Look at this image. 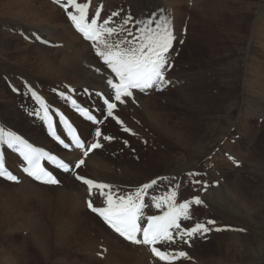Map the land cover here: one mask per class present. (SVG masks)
<instances>
[{"label":"rangeland","instance_id":"rangeland-1","mask_svg":"<svg viewBox=\"0 0 264 264\" xmlns=\"http://www.w3.org/2000/svg\"><path fill=\"white\" fill-rule=\"evenodd\" d=\"M9 1L23 4V12L18 7L2 6ZM27 1L36 6L45 0ZM78 2L89 3L90 17L95 16L97 9L101 19L108 18L112 12H119L120 16L113 18V26L121 24V18L127 15H131L134 21L154 19L162 9L172 19L176 40L170 50L171 67L165 72L167 85L161 91L150 89L135 93L138 100H148L145 108L151 113L153 120L150 118V121L163 124L167 133L157 134L153 125L145 127L143 124L139 128H144V134L135 135L125 132L122 125L104 115L100 119L102 123L89 130V136L96 138L97 127L101 131L102 148L94 158L97 157L96 160L104 165L106 172L95 177L83 168L75 171L86 178L111 183L112 190L119 195L134 192L143 184L157 180L145 197L148 205L144 209L145 216L160 214L151 198L162 197L170 189L177 190L178 203L199 196L204 204L192 206L191 218L181 220V228L190 229L200 223L210 230L194 236L191 246L179 240L175 245H157L161 250H184L191 257L190 260L181 258L176 264H264V0ZM52 3L59 11L63 10V21L71 31L73 27L68 11ZM26 8L23 0H0V128L25 138V133L18 126L20 120L22 127L25 122L36 126L47 138L42 119L33 114L39 109L25 84L27 75L35 79L34 85L40 93H52L63 99L68 77L73 74L78 73L88 79L87 73H92V70L111 76L112 73L88 41L79 35V44L85 42L87 49L80 48L81 51L78 49L77 52L66 48L63 43L66 44L68 35L64 26L56 28L52 25L51 29L49 20V23H43L40 17L34 21ZM41 30L53 32L49 33L51 38L41 35L40 40L31 41ZM42 39H46L48 44L42 43L45 41ZM27 44L35 49L28 48ZM43 50L48 51L45 58L40 56V53H46ZM64 53L69 56L65 60L62 58ZM37 54H40L39 58L50 61L48 72L38 66ZM24 56L26 59L22 60ZM7 66L12 70H6ZM176 78L184 80L185 84L180 85ZM195 79H200L199 83L192 85ZM55 83L62 84L64 88L58 90ZM75 89L85 106L88 99L96 97L97 91L91 86ZM103 136L112 139L105 141ZM1 154H5L6 167L11 170L8 155ZM235 159L247 168L250 186L239 177L232 178L237 170L234 172L231 168L236 163ZM72 180L77 182L75 176ZM1 181L0 264H62V260L63 264H139L133 257L116 251L115 245L111 247L88 219L79 221L73 213L75 205L66 196L52 190L35 191L25 187L24 183L23 187L20 183L5 182L3 185ZM204 184L208 185L206 190L203 189ZM241 185L249 187L251 193L237 190ZM26 188L27 191L24 190ZM94 193V206L104 207L105 197L98 190ZM243 198L250 199V203H245ZM85 210L103 224L87 205ZM60 220L66 222L65 228ZM71 220L74 227L68 223ZM208 220L215 223L210 225ZM232 223L234 226H230ZM217 228L221 230L216 231Z\"/></svg>","mask_w":264,"mask_h":264},{"label":"snow or ice","instance_id":"snow-or-ice-1","mask_svg":"<svg viewBox=\"0 0 264 264\" xmlns=\"http://www.w3.org/2000/svg\"><path fill=\"white\" fill-rule=\"evenodd\" d=\"M54 2L59 3L60 0H54ZM62 6L68 11V19L75 30L85 41L91 44L95 54L101 58L113 74L106 81L113 90V95L109 98H104L100 92H96V95L103 99L107 116L123 126V121L115 115L118 105L125 104L127 102L126 98L132 99L135 103L134 90L142 93L150 89L161 91L168 83L165 72L171 67L170 50L176 40L170 15H165L162 9L159 16L154 19L134 21L131 15H127L121 18V24L113 26L115 25L113 18L119 17V12H112L108 18L101 19L99 9H97L95 16L90 17L88 15L89 3L87 2L80 3L78 0H66V3ZM153 15L155 16V14ZM129 25L133 27H127ZM113 37L118 38L113 39ZM41 42L48 44L47 41ZM69 91L72 90L69 89ZM32 96L41 104V110L33 114L47 124L50 136L65 148H69L70 145L61 136L57 135L49 108L44 105L35 92H32ZM65 98L70 99L69 97ZM72 104L82 116L93 124L102 123L84 108L76 105L75 100L72 101ZM55 115L65 126L72 145L81 150L82 157L75 162L74 168L70 167L69 163L57 160L55 156L34 147L15 133L0 128V144L5 145L23 159L26 165L22 169L24 174L40 184L58 186L61 181L42 166L44 160L55 162L58 168L64 172L71 171L75 179L86 186L88 199L85 200V203L87 208L100 217L107 227L124 241L132 245L146 247L152 256L163 262V264H175L181 258L190 260L191 257L184 250H161L157 245H175L179 240L183 244L191 246L190 241L194 236L207 233L210 229L204 224L197 223L190 229H183L180 224L181 220L191 218L190 210L193 205H203L204 201L197 196L192 200L178 203L177 190L170 189L162 197L153 196L151 198L153 206L159 210L160 214L145 216L144 209L148 206L145 203V197L149 195V190L157 184V180L143 184L134 192L119 195L112 190V185L80 175L75 169L85 166L86 158L90 154H98L96 150L102 148L100 142L101 131L97 128L95 132L97 139L91 143H86L76 135L75 129L64 115L59 112H56ZM123 130L131 132L126 127ZM111 139L110 136H103L105 141ZM190 175H195V173H190ZM0 179L15 184L21 182L6 167L3 154H0ZM195 183L200 182L196 181ZM207 187V184L203 185L204 190ZM94 190H98L100 195L105 197L104 207L94 206L91 199L95 194ZM207 223L211 225L215 222L208 220ZM215 230L220 231L221 229L217 228Z\"/></svg>","mask_w":264,"mask_h":264},{"label":"bare ground","instance_id":"bare-ground-1","mask_svg":"<svg viewBox=\"0 0 264 264\" xmlns=\"http://www.w3.org/2000/svg\"><path fill=\"white\" fill-rule=\"evenodd\" d=\"M24 1V5H26V10L27 13L29 12L30 15H32V17L34 18V21L37 20H40V17H41V21H47L49 23V21L51 22V25H50V28L52 25H54V27L58 28L59 25H63L62 27L65 28V30H67V42L66 44L63 43V45L66 47V48H70V49H73L75 51L78 52V49L80 50V48L83 49H87L88 45L85 43V42H82V44H79V35L73 28H71V31L69 29V27L67 26V24H65L66 22L63 21V16H62V13L63 10L59 11L56 6L48 1V0H45V1H41L40 5H36V6H32V3L33 2H30V1H27V0H23ZM37 1V0H36ZM5 3V2H4ZM2 4V6H4L5 8H10V9H16L17 7L21 9V12H23V7L22 5L23 4H17V3H12V2H8V3H5V4ZM34 4V3H33ZM17 8V9H18ZM70 10V9H69ZM33 15H36V16H33ZM31 17V18H32ZM49 20V21H48ZM47 23V24H48ZM36 24V23H35ZM42 24V23H41ZM53 27V26H52ZM52 29V28H51ZM62 29V28H61ZM40 31V30H39ZM42 32L38 33L36 35L35 38H32L31 41H35V40H38L37 37H39V40H40V36L41 35H45L46 38H49L50 35L48 31H44V30H41ZM53 32H51L50 34H52ZM176 33V32H175ZM6 35V33H5ZM32 35V34H31ZM13 36V35H12ZM28 36V35H26ZM53 36V35H52ZM9 38V37H8ZM43 38V37H42ZM51 38V37H50ZM79 38V39H78ZM14 39V38H13ZM16 39V38H15ZM53 39V38H52ZM42 40H45L46 39H42ZM17 41V40H16ZM65 41V40H64ZM25 44V43H24ZM17 45V44H16ZM21 45V44H20ZM81 45V46H80ZM34 46V45H33ZM40 46V45H38ZM27 47H28V44H27ZM44 47V45H43ZM47 47V46H46ZM12 48V47H11ZM23 48V47H22ZM20 48V49H22ZM28 48H31V47H28ZM37 48V47H36ZM24 49V48H23ZM33 49V48H31ZM30 49V50H31ZM35 49V48H34ZM33 49V50H34ZM28 50V51H30ZM32 50V51H33ZM38 50V49H37ZM42 50V49H40ZM47 50H49L47 48ZM25 51V50H24ZM31 51V52H32ZM44 52H46L45 50H43ZM81 51V50H80ZM21 52H23V50H21ZM19 52L20 55H25L23 53ZM26 52V51H25ZM48 52V51H47ZM47 52L42 54L40 53L39 55L42 57V58H45L46 55H47ZM29 54V52H28ZM37 54V57L39 56ZM35 55H33L34 57ZM21 57V56H20ZM69 57L68 54H65L63 55L62 58H67ZM72 58V57H71ZM25 56L22 60H25ZM40 61V65H38L39 67H41L40 69L43 70L44 72H48V65H49V62L50 61H47V60H44V59H41L38 57V59ZM61 60V59H60ZM37 64V63H36ZM71 64V63H70ZM90 64V63H89ZM92 64V63H91ZM72 65V64H71ZM95 66V65H94ZM92 66V67H94ZM91 67V66H90ZM96 67V66H95ZM6 70H12L11 67L7 66L5 68ZM39 69V68H38ZM93 69H96V68H93ZM100 69V68H99ZM5 70V71H6ZM92 70V69H91ZM17 71V70H15ZM21 71V70H20ZM57 71L60 73L62 72L61 70H58ZM90 71V70H89ZM42 72V71H41ZM50 72V71H49ZM51 73V72H50ZM80 73V72H79ZM87 73V72H86ZM73 74V72H72ZM88 74V79H86L84 76L80 75V74H73V76H70L68 77L69 79V83L66 85L70 88L73 89V93H68L67 90H66V86L65 88L64 87H61L62 84H56L54 85V87L56 86V88L58 90H62L64 88V95H66L67 97L69 98H72L73 100L76 101V103H79L80 105H82L83 103L79 100V94L76 92V89L75 88H78V87H83L84 89H87V86H91V89L92 90H95L97 92H100L103 94V97L104 98H109L113 95V90L108 86V84L106 83L107 79L111 78L112 76L111 75H108L106 73H103V72H100L98 71L97 69L96 70H92V73H87ZM30 75V74H29ZM27 75V77L24 79L25 81V84L27 86V88L32 91V92H35L37 94V96L44 100L47 104V106L51 107V108H54V109H57L59 111V113H61L62 115L65 116V118L71 122L74 127L76 128L77 130V135L83 140L85 141L86 140V143H91L93 142L94 139H96L95 137L92 139L90 136H89V130L93 127L90 123L88 122H85L83 120H81L80 118H78V116L74 113H72L70 110L68 111L66 109V105H67V102L64 100V99H61V98H58V96L56 97V95L54 96L52 93V95L50 94H42L40 93L41 91L39 90V88L34 85V81L35 79L32 77V76H29ZM16 76V75H15ZM22 76V75H21ZM86 76V75H85ZM93 78V79H92ZM18 80V79H17ZM23 80V79H22ZM47 80V79H46ZM199 80L200 79H195L194 82L192 81V85L194 84H198L199 83ZM175 81L179 82L180 85H183L185 84L184 80L182 79H178L176 78ZM47 82V81H46ZM14 83V82H13ZM44 84V83H43ZM18 87V86H17ZM109 91H111V93H109ZM250 91V90H249ZM2 92V91H1ZM57 92V91H56ZM138 91H134V98H135V103H133L132 99H129V98H126L127 102L123 105H118L117 109L115 110V115L118 116L122 121H123V127L125 128H130L131 132L133 134H139V135H143L144 134V128L143 129H140L139 127H142L143 124L146 125L145 127H149V125H153L154 128L156 131H157V134L158 132L160 133V135H165L167 132L165 130V128L163 127V124H160V123H156V121H150V118L152 119V116L150 117L151 113L149 114L148 112V109L146 110L145 108V104L148 103V100H138L137 96L135 93H137ZM3 94V93H2ZM3 98V97H2ZM15 98V97H14ZM91 98V97H90ZM2 100V99H1ZM72 100V101H73ZM89 102H87V107L93 112V114L96 116L97 119L99 118H102V116L104 115H107L106 111L104 110V107H105V104L103 103V99L101 97H98L96 95V97H93L92 99H88ZM87 100V101H88ZM81 102V103H80ZM139 102H142L141 104H139ZM72 103V102H71ZM104 105V106H103ZM48 107V108H49ZM50 109V108H49ZM104 112H102L103 110ZM143 112V113H142ZM4 113V112H3ZM8 118V117H7ZM54 118V125H55V129L56 131H58L59 133H61V137L62 139L65 140L66 143H68L67 141H69V150L68 151H63V150H60V146L59 147H54V142L52 140H49L48 138H46L45 136L42 135V133L40 132V130L35 127H32L30 124H27L26 122L23 123L24 127H22L21 123H20V120L19 121V128L21 127V130L25 133V138L22 137V139L26 140V141H29L30 144H32L33 146L37 147V148H40L42 149L43 151H47L49 153H51V155H55L54 152L55 150L58 151V154L61 155V157L64 158V160L66 161H70L71 165H73V163H75L78 159H80L82 157V152L81 150L77 151V150H74L72 148H74L72 146V143H71V140H69V137L65 136V133H64V126L63 125H60V121H59V118L55 115V117L53 116ZM155 118V117H154ZM160 119V118H159ZM15 121L14 122H17V119H14ZM153 120V119H152ZM10 121V120H9ZM115 121V120H114ZM4 122V121H3ZM2 122V123H3ZM11 123H14L12 121H10ZM9 122V123H10ZM1 123V122H0ZM116 123V121H115ZM140 123V125H138ZM153 123V124H152ZM162 123V122H161ZM15 124V123H14ZM118 125V123H116ZM16 125V126H17ZM121 125V124H119ZM2 126V125H1ZM115 126V125H114ZM6 128V127H5ZM18 128V127H17ZM98 128V127H97ZM152 128V127H151ZM20 130V129H19ZM155 131V132H156ZM44 133V132H43ZM28 142V143H29ZM58 146V145H57ZM66 149V148H65ZM6 153L9 157V161L11 160V163H9V166L11 167V170L13 172H15L17 175V177L20 179V184H26L25 187L27 188H30V189H33L35 191H44V192H47L49 190H52V191H56V194H60V195H64L68 198L69 202L72 203L73 205H75V209L73 207V205H71V208L73 207V213L74 215L77 217V219L79 221L82 222V219L86 218L88 219L92 224L96 225L98 231H99V235L103 238H105V240L107 242H109L111 244V247L112 245H115V250L120 252L122 255H128L129 257L131 256V258L133 257L134 261L139 263V264H163L161 261H159L157 258L153 257L151 252L144 246H136V245H132L130 243H127L125 242L123 239H121L120 237H118L116 234L112 233L105 225L101 224L99 221H97V218L91 214V213H88L86 210H85V200L88 199V193H87V190H86V186L85 185H81V183L79 184L78 181L75 182L72 180V177L74 176V174L71 172L69 173H66V174H62L60 169L58 170V172H56V177L61 181L60 185L58 186H55V187H48L46 185H43V184H38V183H33L31 180H29L28 177H23L21 172H20V167L23 166L22 162L20 161V159L17 157L16 153L13 152L12 150L8 149L5 145L3 144H0V154L1 153ZM96 153H99L98 150H96ZM5 155V154H4ZM6 155V156H7ZM94 155L96 156L97 154H90L88 158H86V165L85 166H82L81 168H83L84 170H88L93 176L97 175H103V172L105 171L104 170V165L101 164L99 162V160H96L94 158ZM98 156V155H97ZM58 157V156H57ZM5 159V158H4ZM59 160H62L63 162H65L63 159L59 158ZM66 163V162H65ZM46 164L49 165V166H52L53 163H50L48 161H46ZM74 168V167H73ZM80 170V169H79ZM82 170V169H81ZM78 172V171H77ZM106 172V171H105ZM80 173V172H79ZM71 174V175H69ZM83 176V175H82ZM71 177V178H70ZM96 177V176H95ZM94 179V178H93ZM126 179V178H125ZM1 181V180H0ZM3 185H5V182L1 181ZM21 185L22 187L24 186ZM111 184V183H110ZM24 187V188H25ZM27 188L24 189L25 191H27ZM6 190V189H5ZM31 194V193H30ZM234 194V193H233ZM31 196V195H30ZM96 197V196H95ZM93 197H91L92 199ZM94 199V198H93ZM50 202V200H49ZM68 202V204H70ZM55 204V203H54ZM57 204V203H56ZM55 204V205H56ZM59 204V203H58ZM67 204V205H68ZM101 205H99L100 207ZM57 207V206H56ZM60 207V206H59ZM245 207V206H244ZM69 208V207H68ZM69 208V209H71ZM149 208V207H148ZM66 208V210H69ZM147 209V208H145ZM58 210V209H57ZM65 211V209H63ZM147 211V210H146ZM58 212H61V211H58ZM67 211H65L66 213ZM69 213V212H67ZM54 214V213H53ZM58 214V213H57ZM64 214V213H62ZM70 214V213H69ZM72 214V213H71ZM70 214V215H71ZM68 215V214H67ZM73 215V214H72ZM62 216V215H61ZM69 216V215H68ZM58 217V216H57ZM65 217V214L64 216ZM74 218V217H73ZM69 220V218H67ZM75 220V218L73 219ZM63 221V220H62ZM61 220L59 222H62ZM47 223V222H46ZM63 224L66 223V222H62ZM68 223L71 224L70 227H74L72 226V220L71 222L69 221ZM67 223V225H68ZM59 224V223H58ZM74 224V222H73ZM57 225V224H56ZM60 225V224H59ZM61 226H64L63 228H65V224L64 225H61ZM21 227V226H20ZM67 228V227H66ZM40 229V227H39ZM60 229V226L59 228ZM73 229V228H71ZM70 229V230H71ZM41 230V229H40ZM67 230V229H66ZM69 230V229H68ZM42 231V230H41ZM65 232V231H64ZM68 232V231H67ZM39 233V232H38ZM37 234V233H36ZM43 235V234H42ZM66 235V234H65ZM64 235V236H65ZM38 238V237H37ZM47 238V237H46ZM101 241V240H100ZM44 243V242H43ZM103 244V243H102ZM41 246V245H40ZM39 246V247H40ZM107 247V246H106ZM42 248V247H40ZM108 257V256H107ZM57 258V257H56ZM217 258V257H216ZM119 260V259H118ZM124 260V259H123ZM130 261V260H129ZM62 264L64 262V260L61 261ZM69 262V261H68ZM114 262V261H113ZM115 263V262H114ZM66 264V263H64ZM128 264V263H127ZM132 264V263H130ZM176 264V263H175Z\"/></svg>","mask_w":264,"mask_h":264},{"label":"crops","instance_id":"crops-1","mask_svg":"<svg viewBox=\"0 0 264 264\" xmlns=\"http://www.w3.org/2000/svg\"><path fill=\"white\" fill-rule=\"evenodd\" d=\"M239 162H241L240 160H239ZM242 163V162H241ZM237 169V170H236ZM232 170L235 172V170H236V172H235V175L232 177V178H234V177H239V178H241V180H243V181H245V182H247V184H249V186H250V178H249V173H248V170H247V168L245 167V165H242V164H239V166H232ZM259 182V181H258ZM240 189H243L244 191H246L245 193H251L250 192V190H249V187H244V186H242L241 185V187H237V190H240ZM238 200H241L240 198L238 199ZM242 200H244L245 201V203H250V199H248V198H243ZM234 206V205H233ZM230 208H232L231 207V205H230ZM244 216V215H243ZM232 218V217H231ZM240 220H242V219H240ZM233 224V225H232ZM232 224H230V226H234V223H232Z\"/></svg>","mask_w":264,"mask_h":264}]
</instances>
